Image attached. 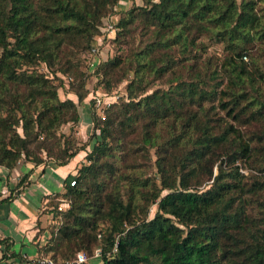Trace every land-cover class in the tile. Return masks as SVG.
Returning <instances> with one entry per match:
<instances>
[{"label":"trees","instance_id":"obj_1","mask_svg":"<svg viewBox=\"0 0 264 264\" xmlns=\"http://www.w3.org/2000/svg\"><path fill=\"white\" fill-rule=\"evenodd\" d=\"M118 1L0 0V165L29 161L12 193L93 136L45 194L39 254L59 263L97 246L95 264H264V0ZM113 11L111 38L135 21L141 35L87 69ZM115 68L123 91L78 140L76 101L58 85L79 100L87 73L105 92Z\"/></svg>","mask_w":264,"mask_h":264},{"label":"crops","instance_id":"obj_2","mask_svg":"<svg viewBox=\"0 0 264 264\" xmlns=\"http://www.w3.org/2000/svg\"><path fill=\"white\" fill-rule=\"evenodd\" d=\"M84 117L86 122L87 118ZM80 153L81 150H78L64 163L48 161L42 170L40 164H36L27 175L28 182L17 193H12L10 188L17 172L26 169L29 162L18 163L10 169L0 165V196L11 192L0 199V237L5 239L0 240V264H43L37 259L40 256L37 244L48 234L45 224L50 214L40 208L45 206L47 192L61 188L63 175L73 171ZM38 227L39 231L36 232ZM4 241L7 242V249L3 248ZM95 255H87V263L95 264L98 254Z\"/></svg>","mask_w":264,"mask_h":264},{"label":"rangeland","instance_id":"obj_3","mask_svg":"<svg viewBox=\"0 0 264 264\" xmlns=\"http://www.w3.org/2000/svg\"><path fill=\"white\" fill-rule=\"evenodd\" d=\"M125 1L126 2H124L123 4L126 6L130 0H125ZM134 1L140 2L141 0H134ZM139 26H140V22L135 21L131 25V27H129L125 31V33L118 34L117 38H111L113 32H112V34L110 33L109 35H105L103 37L104 40L101 39V43L98 44V48L100 49L99 52H97L96 54H95V52L90 54V56L88 58V63L86 66L87 69H90L92 67V65L95 63L98 55H100V54L103 57L106 55V53H108L109 55L114 53V52H120L123 54L124 52H128V50L130 48H133L135 43L138 41L139 35H141V33L139 31L140 30ZM36 67H38L40 69H45L43 66V63L41 61L36 64ZM120 70H121L120 68H118V69L115 68L111 71V75H113V77H115V76H120V77L116 81L117 83L114 84L110 90L105 91L106 94H103L104 90L101 88L102 82H99L98 86H93V81L95 79V75L92 71L90 72V74L87 73L84 77V82H85L84 84L87 86L88 90L85 93V95L79 100H76V95L74 92H72L70 90H66V85H67L66 81L64 82L63 85H58L57 91H58V95L60 97L67 95V96H70L74 101H76L78 118L75 121V123L72 124V127H74L73 133L76 135V138L78 140L85 139V137L89 133V131L91 129L90 115L93 113V111L95 110L94 112L101 113L102 107L104 105H106L108 102H110L111 100H113L121 91H123L122 90V83L125 80V76H121ZM167 74H169V73H167ZM63 79L65 80V76H63ZM158 84L159 85H165V83L163 84V82L153 83L152 85L154 86V85H158ZM148 89H150V88H148ZM93 94L98 95V100H96V97H93ZM90 97H91V99H89ZM105 99H109V101L107 103H103L105 101ZM84 115L87 118L86 122H84V120H83V118H85ZM68 125H69L68 121L61 122L60 124H58L57 129L62 130V131H66L68 128ZM16 128L18 131H20L19 126H17ZM92 138H93V136L88 139V142L85 143L84 147L78 149V150H81V153H80V155H78L79 159L76 161V164L83 157V153L89 148ZM25 162H29V161H24L23 159H18V161L16 162L15 165H17L18 163H25ZM50 163H52V162L50 161ZM74 169H75V167H74ZM74 169H73V171H74ZM199 185H202V184H199ZM153 209H154V203L149 204L148 215H150L152 213ZM92 251L94 253V248L92 249ZM95 256H97V254Z\"/></svg>","mask_w":264,"mask_h":264},{"label":"built area","instance_id":"obj_4","mask_svg":"<svg viewBox=\"0 0 264 264\" xmlns=\"http://www.w3.org/2000/svg\"><path fill=\"white\" fill-rule=\"evenodd\" d=\"M124 2H126V1L125 0H119L116 7L123 6ZM116 18H117V12L116 11L108 12L105 14L103 22L99 25L100 31L96 35L97 43L100 42L101 39L105 35H109L110 33L112 34V32L114 30V21L116 20ZM91 50H92V53L95 52V54L97 52H99L100 49L98 48V44L92 45ZM103 94H106V93L103 92ZM93 97H96V100H98L97 94H93ZM108 101H109V99H105V101L103 103H107ZM72 181H73V179L71 178L69 180V182H72ZM64 204H66V201L64 199H61L60 201H58L57 207L63 206ZM98 251H99V248L97 246L94 247V253L98 254ZM86 258H87V254L84 252V250L83 249H77L74 251L73 256H71L69 258H65L59 263L55 262L49 256H44V255L38 256L37 259L40 262H42L43 264H79L80 262H82Z\"/></svg>","mask_w":264,"mask_h":264}]
</instances>
